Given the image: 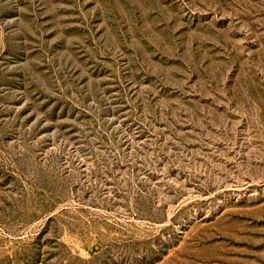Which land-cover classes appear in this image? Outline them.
<instances>
[{
	"label": "rangeland",
	"instance_id": "1",
	"mask_svg": "<svg viewBox=\"0 0 264 264\" xmlns=\"http://www.w3.org/2000/svg\"><path fill=\"white\" fill-rule=\"evenodd\" d=\"M0 264H264V0H0Z\"/></svg>",
	"mask_w": 264,
	"mask_h": 264
}]
</instances>
